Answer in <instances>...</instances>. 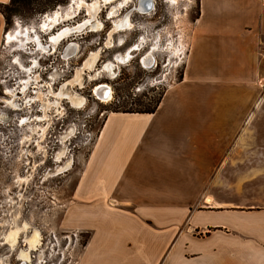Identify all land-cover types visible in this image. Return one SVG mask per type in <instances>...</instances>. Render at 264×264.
Listing matches in <instances>:
<instances>
[{"label":"crops","instance_id":"1","mask_svg":"<svg viewBox=\"0 0 264 264\" xmlns=\"http://www.w3.org/2000/svg\"><path fill=\"white\" fill-rule=\"evenodd\" d=\"M263 88L264 0H198L181 78L96 134L63 215L76 264H264Z\"/></svg>","mask_w":264,"mask_h":264},{"label":"rangeland","instance_id":"2","mask_svg":"<svg viewBox=\"0 0 264 264\" xmlns=\"http://www.w3.org/2000/svg\"><path fill=\"white\" fill-rule=\"evenodd\" d=\"M83 1L67 8L71 0H61L41 12L1 7L8 20L0 28V264H76L88 233L68 227L63 215L106 114L148 108L183 73L198 0H152L146 12L139 0ZM55 8L63 16L42 28ZM126 14L129 25L116 27ZM97 85L109 88L108 99L96 96ZM34 231L39 243L29 250Z\"/></svg>","mask_w":264,"mask_h":264},{"label":"bare ground","instance_id":"3","mask_svg":"<svg viewBox=\"0 0 264 264\" xmlns=\"http://www.w3.org/2000/svg\"><path fill=\"white\" fill-rule=\"evenodd\" d=\"M83 0H71V2L69 3V5L67 6V8H74L76 7L77 5L81 4ZM107 1V0H106ZM128 1V0H127ZM84 2V1H83ZM99 2V1H98ZM102 2V1H101ZM153 2L152 0H139L138 2V7L140 9V11L142 12H146L148 10H150L151 6H152ZM98 4H96V2L93 4V9L91 10V12H89L90 14H92V16H94L93 13H95L96 11V8ZM114 6V5H113ZM59 7V6H58ZM92 7V6H91ZM65 15V14H64ZM67 15V14H66ZM62 12L59 11V8H55L54 10H51L49 12H46L43 16V20H42V24H41V27L44 28L46 27L47 25L49 26H52L53 24H55L56 22L59 21L60 17H62ZM91 16V17H92ZM90 19L89 20H85L82 22V24H79L78 26H74V27H67L63 30H61V32L56 36V37H52L53 40H56L58 37L60 36H63L64 34H67L71 31L74 30V28H80L84 25H88ZM92 22V21H90ZM126 25H129V19H128V16L127 14L122 17L118 22L115 23V26L116 27H124ZM90 26H94L93 25H90ZM85 27V26H84ZM13 32H8L6 33V35L4 36V38H6L7 40H11V38H13V35L12 34ZM70 48V47H69ZM133 48H136V47H133ZM118 56L115 57L114 60L112 61H108L105 65H104V68L107 69V70H110L112 68V65H113V62L117 61L118 60ZM121 58V57H120ZM87 65V64H86ZM33 74V73H32ZM104 85V84H103ZM103 85H97L96 88L94 89L95 91V94L96 96L99 98V99H108L109 96H110V90L108 87L106 86H103ZM41 87V86H40ZM70 101L72 103H76V104H79L81 103L82 101V98H75L73 96H70L68 95ZM41 129V128H40ZM15 231V230H14ZM16 233L15 232H10L9 235H8V241L9 242H13L16 238ZM27 239V245L29 247V250L31 249H36V246L37 244L39 243V236L37 234V232H33L31 234V236L29 238H26ZM20 259H22L24 262L26 260H28V251H21L20 252Z\"/></svg>","mask_w":264,"mask_h":264},{"label":"trees","instance_id":"4","mask_svg":"<svg viewBox=\"0 0 264 264\" xmlns=\"http://www.w3.org/2000/svg\"><path fill=\"white\" fill-rule=\"evenodd\" d=\"M32 1L33 0H9V2L7 4L0 5V11L2 12V14L5 18V21L8 20V16L5 15L6 11L1 10L2 6H3V8H5L6 10H9V11L17 10L19 7H24L26 9H30V10L34 9L36 12H41V11H44L46 9L53 8L61 0H44V2L41 4V6L34 7V8L31 6ZM159 100H160V98L158 100H156V102L153 105L149 106L148 108H144V109H115L113 111L152 112L156 108Z\"/></svg>","mask_w":264,"mask_h":264}]
</instances>
